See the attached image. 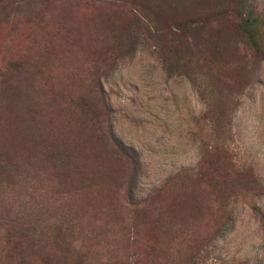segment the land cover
I'll return each mask as SVG.
<instances>
[{"label":"rangeland","instance_id":"374dc122","mask_svg":"<svg viewBox=\"0 0 264 264\" xmlns=\"http://www.w3.org/2000/svg\"><path fill=\"white\" fill-rule=\"evenodd\" d=\"M240 5L264 15V0H0V85L17 83L11 60L43 56V112L52 100L75 103L74 92L98 94L115 138L136 154L133 171L108 141L74 132L76 165L93 166L84 175L104 186L78 198L91 201L84 225L101 233L88 242L90 263L264 264V61L234 12L189 22ZM242 62L254 71L246 85ZM46 172L42 184L70 185ZM11 180L0 177V214Z\"/></svg>","mask_w":264,"mask_h":264},{"label":"trees","instance_id":"16d2710c","mask_svg":"<svg viewBox=\"0 0 264 264\" xmlns=\"http://www.w3.org/2000/svg\"><path fill=\"white\" fill-rule=\"evenodd\" d=\"M243 9L240 5L215 11L189 22L211 21L229 11L234 12L241 40L256 60L264 61V15L254 9ZM43 63V56L11 60L8 70L16 74L17 83L4 80L0 85V123L4 136L0 143V177L4 175L15 180L26 171L32 178L27 179L30 176L26 175L18 182L5 183L6 188L13 187L16 192L5 201L9 210L0 214V225L6 226L4 234L0 233V264H93L90 260L95 247L88 242L101 233L95 234L90 225H84L82 214L92 213L91 201L78 198L82 193L94 195L96 189L100 192L104 186L97 187L84 175L93 166L88 167L85 162L76 165L77 157H83V152L79 155L75 151L74 132L83 130L89 135L87 139L97 143L108 141L120 154L129 157L133 171L138 161L133 149L125 148L115 138L107 115L108 106L98 94L91 100L86 93L74 92L75 103L52 100L49 113L43 112L46 103L43 101V88L46 89ZM240 68L247 75L237 79V84L246 85L254 71L245 62L240 63ZM67 75L72 79L75 74L70 70ZM52 98L57 99V94ZM78 113L85 118L78 120L79 125L75 122L71 125L70 119ZM101 123H105L106 128L99 130ZM91 152L86 150L84 154ZM106 153L99 151L97 155L99 166L96 169L104 174ZM32 154L37 165L35 169L29 164ZM47 169L48 172L54 169L60 181L68 180L70 185L57 189L42 184ZM219 173L225 172L219 169ZM79 181L81 183L76 184Z\"/></svg>","mask_w":264,"mask_h":264}]
</instances>
